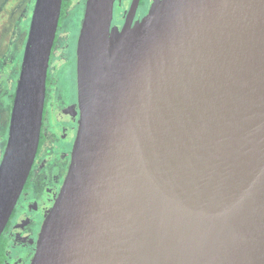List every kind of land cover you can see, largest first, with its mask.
I'll use <instances>...</instances> for the list:
<instances>
[{
	"label": "water",
	"instance_id": "95a60500",
	"mask_svg": "<svg viewBox=\"0 0 264 264\" xmlns=\"http://www.w3.org/2000/svg\"><path fill=\"white\" fill-rule=\"evenodd\" d=\"M62 0H35L0 160V235L39 144ZM86 0L78 126L30 264H264V0Z\"/></svg>",
	"mask_w": 264,
	"mask_h": 264
},
{
	"label": "rangeland",
	"instance_id": "374dc122",
	"mask_svg": "<svg viewBox=\"0 0 264 264\" xmlns=\"http://www.w3.org/2000/svg\"><path fill=\"white\" fill-rule=\"evenodd\" d=\"M35 0H0V83L10 80L8 89L0 87V155L7 138L8 124L11 111L12 93L16 86V78L23 54L24 45L29 29ZM83 1H79L74 11L67 13V17L60 22L56 42L50 60V77L55 76L57 81L48 88V96L54 103L59 94L66 91V102L76 111L74 100L76 95V77L74 71L73 48L74 39L80 26L83 12ZM13 74V76H11ZM9 91V92H8ZM68 99V100H67ZM59 101V100H58ZM51 111V109H49ZM76 117V115H75ZM76 119V118H74ZM6 143V142H5ZM48 160L40 166V160L34 167L33 173L22 190L10 218L4 236L9 238V250H21L34 245L36 232L40 229L42 220L47 215L56 191L48 185L49 178L56 171L55 178L60 180L57 169L59 161ZM64 168L66 162L63 163ZM49 172L46 173L45 170ZM56 198V197H55ZM21 247V248H20Z\"/></svg>",
	"mask_w": 264,
	"mask_h": 264
},
{
	"label": "flooded vegetation",
	"instance_id": "af4514ba",
	"mask_svg": "<svg viewBox=\"0 0 264 264\" xmlns=\"http://www.w3.org/2000/svg\"><path fill=\"white\" fill-rule=\"evenodd\" d=\"M79 1L81 0H62L61 7L62 5L64 4L65 5L64 7L61 8L58 25H60V22H62V20H64L67 17V13H69L70 11H74L76 9V5ZM82 1H83L82 3L83 12H82L81 20H80V26L78 28V32L74 39V44L72 45L74 59L72 58V61H71V63H74V71H75V77H76V92L74 93L76 97H75L74 102L77 105V108L75 111L74 108H72V106H70L66 102L65 96L63 95L66 91H63L61 94H59L58 96L59 101L57 100L56 103H54L53 100H50L48 96L49 86L57 81V78L55 76L53 77L49 76L50 75L49 68H50L52 50L54 47V43L56 42L57 32L59 30V26L57 25L55 39H54V42L51 48V53H50V58H49V63H48V68H47L45 100H44L43 117H42L39 144H38V148L36 151V155H35L31 170L29 172L27 181L23 189L27 186L30 176L33 173L34 167L40 160H42V162L40 163L41 167H44L43 163L48 162V160H51V162L56 160L55 163L59 161L60 168L57 169V173H58V176H60V180L55 178V175H56V171H55L52 174V179L49 178V181H48V185L52 188V190L56 191V196L62 186V183L64 181L65 175L68 170V166L71 160L72 145H73L74 138L76 135V130L78 126V118H79L78 97H77L76 46H77L78 35H79L80 28L82 25V20H83L84 10H85V3H86V0H82ZM155 1L156 0H113V16H112L111 25H110L111 28L121 31V29L126 25H129V24L134 25L138 20H140L148 12L150 6ZM21 61H22V57L20 59V64H21ZM19 70H20V65L18 69V74H19ZM18 74H17V78H18ZM11 76H13V74H11ZM17 78H16V81H17ZM8 82H10L9 79L7 81L3 80L2 83H0V87H2L5 90L6 88L8 89V86H7V84L9 85ZM14 91L10 93V96H9L11 98V108H12V103H13ZM49 109H51V111H49ZM8 128H9V124H8ZM7 137H8V131H7ZM6 141H7V138H6ZM5 142L3 145V149L5 148V145H6ZM2 154L0 155V160H1ZM64 162H66L65 168L63 165ZM45 172L48 173L49 170L46 169ZM55 197H54V200H55ZM53 203L54 201L52 200V205ZM52 205L50 206V208L52 207ZM11 215H10V218H11ZM10 218L4 230L8 228V225L10 223ZM43 220H42V223H43ZM42 223L40 225H42ZM4 230L2 231L0 235V239H1L0 264H30L31 259L35 253L37 238H38L40 229H38V231L36 232V236L34 239V245H31L30 248L22 246L23 248L19 251H17L18 248L17 249L12 248L11 250L8 249L10 245L9 238L7 236H4Z\"/></svg>",
	"mask_w": 264,
	"mask_h": 264
},
{
	"label": "trees",
	"instance_id": "16d2710c",
	"mask_svg": "<svg viewBox=\"0 0 264 264\" xmlns=\"http://www.w3.org/2000/svg\"><path fill=\"white\" fill-rule=\"evenodd\" d=\"M65 5V4H64ZM64 5H62V7H64ZM61 7V8H62ZM62 11H63V9H62ZM0 253H1V239H0Z\"/></svg>",
	"mask_w": 264,
	"mask_h": 264
}]
</instances>
